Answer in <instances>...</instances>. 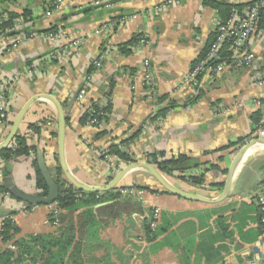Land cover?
<instances>
[{
    "label": "crops",
    "instance_id": "0c3cea01",
    "mask_svg": "<svg viewBox=\"0 0 264 264\" xmlns=\"http://www.w3.org/2000/svg\"><path fill=\"white\" fill-rule=\"evenodd\" d=\"M54 1L0 0V14L16 13L15 19L21 21L12 34L0 35V81L5 85L8 110L6 124H0V143L27 100L50 94L66 110L65 161L79 182L106 184L128 163L113 155L105 161L99 151L137 131L126 148L135 160L145 161L148 153L156 151H163L165 158L186 154L198 163L186 173L203 174L204 182L198 186L168 176L172 184L207 197L218 196L238 146L228 145L238 138H254L259 129H264V29L259 28L260 33L250 41L255 55L252 66H241L232 58L217 74L202 76L198 88L192 91L181 86L180 80L214 37L216 25L225 18L224 11L203 0H182L165 9H159L164 0H61L59 7L53 9L50 5ZM211 1L230 6L252 0ZM104 22L113 23L111 29L96 32ZM50 28L64 32L65 39L57 44L48 39ZM18 35L22 41L7 52ZM135 36L146 38L147 44L139 50L123 52L119 46ZM68 37L80 40L76 48L70 49L65 58H51V51L64 46ZM99 53L104 55L103 64L96 71L92 62ZM143 58L150 63L154 95L143 84ZM82 88L85 94L79 97ZM196 95L195 101L184 104ZM162 96L166 99L159 101ZM168 100L176 105L165 117L152 119ZM92 103L110 105L107 119L81 124V115ZM256 113L260 116L257 128L251 120ZM46 121L52 125L47 126ZM32 125L39 127L38 133ZM56 127L54 104L37 98L16 133L25 136L28 146L43 153L52 176L58 166L57 140L52 134ZM102 130L105 133L96 137ZM256 149L264 150V146ZM35 157L31 151L8 161L0 158V185L4 176H10L24 192H39L33 167ZM249 162L239 164L228 196L217 203L164 192L146 170L129 171L119 189L132 192L121 190L119 198L101 204L117 201L118 217L101 215L100 219L105 220L100 230L101 246L83 251L86 264H99L103 257L114 264H253L251 253L260 256L262 247L256 246V207L253 214L249 210V179L242 175ZM213 164L217 169L211 168ZM262 180L264 177L256 186ZM2 193L0 227L3 219L11 216L20 230L17 237L56 232L60 224L49 222V215L57 209L55 204L29 207ZM154 207L159 210L155 231L162 230L154 237L151 231L152 237H148L144 226ZM79 211H74L73 217ZM7 246L12 245L0 243L1 248Z\"/></svg>",
    "mask_w": 264,
    "mask_h": 264
},
{
    "label": "trees",
    "instance_id": "16d2710c",
    "mask_svg": "<svg viewBox=\"0 0 264 264\" xmlns=\"http://www.w3.org/2000/svg\"><path fill=\"white\" fill-rule=\"evenodd\" d=\"M205 4L219 9L225 14L224 21L232 7L242 9L244 6L252 5L257 0H252L244 4L224 5L222 3L203 0ZM25 15V14H24ZM17 17L16 13H8L7 18L0 24L2 33H13L14 19ZM258 27L264 29V5L259 10ZM57 29L50 28L49 31ZM213 39V38H212ZM211 39V40H212ZM139 40L138 36L119 46L123 52L131 51V47ZM210 40V41H211ZM207 47L205 48L206 51ZM203 51V53L205 52ZM232 53L227 46H223L220 50V56L226 60L227 63L232 61ZM200 79V78H199ZM199 93V92H198ZM197 95L199 96V94ZM188 98L185 105L192 103L198 96ZM166 99L165 96L159 98ZM175 102L168 100V103L159 108L156 114L152 117H165L168 110L175 106ZM184 105V106H185ZM90 110H86L80 117L81 124H87L90 120L95 119L96 122L106 120V113L110 109V105L105 107L92 103ZM260 116L258 113L251 116L253 126L257 128ZM31 128L35 133L39 132V127L32 125ZM254 128V129H256ZM105 133L104 130L99 131L96 137ZM56 137V132L52 133ZM136 131L130 138L112 142L106 149V153L115 156L119 160L130 163L136 161L127 151L129 143L137 136ZM242 138H238L230 143L228 147L235 144H242ZM37 154L35 147H30L26 144L25 136L16 134L9 146L0 151V158L4 161L14 159L18 156L28 155L30 152ZM145 161L154 165L160 172L166 176H175L185 180L193 185H202L204 182V175L187 174V170L193 168L198 163L193 162L192 158L186 154H177L170 158H165L163 151H156L148 153ZM33 167L35 171V183L39 190V194H47V186L42 177V174L37 166L36 159H33ZM211 168L217 169V165H211ZM54 181L58 187L59 194L56 200V212L49 215V222L57 220L60 224L55 233L52 234H30L24 237H17L19 234V227L12 219L7 216L3 219L0 227V243L4 245H12L11 247H0V264H86V258L83 257V251H91L101 246L100 230L105 220L100 219L101 215L106 214L108 218L118 217L116 206L118 202L101 205L106 201H114L121 196V190L115 188L106 192H83L74 188L65 178H63L62 170L57 166ZM264 181V180H262ZM138 189L147 190L152 193H158V190H153L148 186H136ZM126 189V188H125ZM0 192H8L3 184L0 185ZM166 192V191H164ZM32 205H29V207ZM128 206V205H127ZM126 206V207H127ZM131 209L132 206L130 207ZM80 211L73 217L74 211ZM65 211V213H63ZM257 221V220H256ZM149 220L144 226L145 233L156 236L162 229L157 228L152 234L149 229ZM165 229V228H163ZM150 236V237H152ZM99 264H114L108 257H103L98 260Z\"/></svg>",
    "mask_w": 264,
    "mask_h": 264
},
{
    "label": "built area",
    "instance_id": "2783aa9c",
    "mask_svg": "<svg viewBox=\"0 0 264 264\" xmlns=\"http://www.w3.org/2000/svg\"><path fill=\"white\" fill-rule=\"evenodd\" d=\"M61 0H56L51 3L50 8L57 9ZM182 0H164L159 6V9H165L169 6L177 4ZM264 5V0H257L252 5L244 6L242 9L232 7L228 17L219 22L214 30V37L208 43L207 49L202 53L192 65L190 71L181 80V86H186L187 89L196 90L199 86V78L204 75H215L220 72L226 65V60L222 59L220 56V50L223 46H227L232 53L231 57L234 59L235 63L250 67L254 63L255 55L250 47V41L255 36L260 33L258 27L259 10ZM50 9L46 10L47 14H50ZM7 18L6 14H0V24ZM21 21L19 19L14 20L13 28L19 26ZM113 23L104 22L96 30V32H106L111 29ZM2 31L0 29V35ZM46 37L52 40L54 43L60 42L65 39V34L61 30L49 31L46 33ZM23 38V37H22ZM22 38L18 35L17 39L10 43L6 48V51H10L16 48ZM68 41L64 46L59 47L56 50L51 51L50 57L53 59H62L68 56L70 49H75L79 44L80 40L68 37ZM147 40L144 37L139 38V40L131 47L132 50H139L140 46H145ZM69 48V49H68ZM68 49V50H67ZM104 55L99 53L93 60L92 64L94 69L97 71L102 66ZM142 66L144 69L143 84L146 85L148 91L154 95V85L150 70V63L147 58H143ZM85 94V88L80 89L78 96L81 97ZM87 111L90 110L88 107ZM8 118L7 110V97L5 85L0 81V124H6ZM47 122V121H46ZM95 119H92L88 124H95ZM47 126H51L52 123L47 122ZM264 137V129H259L257 136ZM102 157L107 160L111 157L110 154L106 153L105 150L99 151ZM124 193H131L132 190L125 189ZM2 196L9 197V192L2 193ZM251 200L254 203L257 211V221L256 225L259 230L258 243L259 245H264V181L260 182L259 190L257 193L251 196ZM56 212V209L54 210ZM159 217L158 208L154 207L149 216V229L155 231L157 226V220ZM57 226L59 223L57 220L52 223ZM12 248V246H10Z\"/></svg>",
    "mask_w": 264,
    "mask_h": 264
},
{
    "label": "water",
    "instance_id": "95a60500",
    "mask_svg": "<svg viewBox=\"0 0 264 264\" xmlns=\"http://www.w3.org/2000/svg\"><path fill=\"white\" fill-rule=\"evenodd\" d=\"M37 98H44L50 100L56 109V140H57V159H58V167L62 170L65 179L76 189L83 192H106L115 188H121L120 181L122 178L131 170L136 168H141L146 170L155 180L159 183V185L163 188L164 191L169 192L171 194L180 196L181 198H185L193 201H200L205 203H217L224 200L231 189V184L233 177L235 175L236 170L238 169L239 164L245 163L249 161L253 155L245 157L246 152L253 146L261 145L264 146V137H254L250 139H246L242 144H238L237 150L227 168V173L225 180L223 181V187L220 194L216 197H207L202 194L183 190L178 188L168 177L160 172L154 165L148 163L147 161H133L125 166H123L119 171L115 173V175L104 185L101 186H93L79 182L69 171L64 154V139H65V130H66V118L65 113L66 110L63 109L60 102L56 100L50 94H41L39 96H33L29 100H27L23 106L20 108L18 113L15 115L14 119L11 122V126L9 128L8 134L5 139L0 143V151L4 150L9 146L10 142L13 140L17 133V129L19 124L27 111L28 107L34 102ZM36 163L42 174V177L47 186V194L41 195L39 192L37 193H27L21 190L18 186L13 184L12 178L10 176H4L2 178L3 185L8 190L11 196L15 197L20 201H24L29 205H49L55 204L58 198L59 190L54 181L52 174L50 173L43 153L38 151L36 154ZM9 172H7L8 174Z\"/></svg>",
    "mask_w": 264,
    "mask_h": 264
},
{
    "label": "rangeland",
    "instance_id": "374dc122",
    "mask_svg": "<svg viewBox=\"0 0 264 264\" xmlns=\"http://www.w3.org/2000/svg\"><path fill=\"white\" fill-rule=\"evenodd\" d=\"M22 19V18H21ZM251 155L252 158L248 161L249 163H247L245 165V168L242 170V175L245 176L248 180V184L249 185V199L251 198L252 195H254L255 193L258 192L259 190V186H256V183L260 181V179L262 177H264V150L262 149H257L255 152H253ZM250 156V155H249ZM246 158V157H245ZM101 159L103 160H107L105 157H101ZM168 177V176H167ZM170 179V178H168ZM153 182H155L156 186H158L159 188H162L158 182H156V180H152ZM163 189V188H162ZM250 205L252 206V210L251 207H249V210L253 212L255 211V205L252 203V200L250 199ZM246 212L248 210V208L245 209ZM256 212V211H255ZM255 216V214H254ZM249 218V217H248ZM254 221V217H252V222ZM253 239H255V234L253 233ZM258 240V238H257ZM256 246L261 248L260 249V256H258L257 253H251L252 255V259H253V264H264V257H263V252H264V245H259L258 241H256ZM257 255V256H256Z\"/></svg>",
    "mask_w": 264,
    "mask_h": 264
},
{
    "label": "bare ground",
    "instance_id": "6f19581e",
    "mask_svg": "<svg viewBox=\"0 0 264 264\" xmlns=\"http://www.w3.org/2000/svg\"><path fill=\"white\" fill-rule=\"evenodd\" d=\"M257 147H263V146H261V145H256V146H253V147H251L247 152H246V154H245V157H247V156H249V155H251L253 152H255L257 149ZM244 157V158H245Z\"/></svg>",
    "mask_w": 264,
    "mask_h": 264
}]
</instances>
